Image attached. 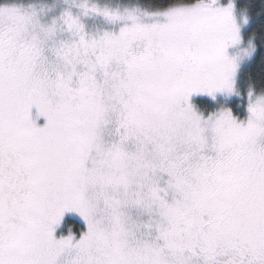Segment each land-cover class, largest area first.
I'll return each instance as SVG.
<instances>
[{"label": "snow or ice", "instance_id": "1", "mask_svg": "<svg viewBox=\"0 0 264 264\" xmlns=\"http://www.w3.org/2000/svg\"><path fill=\"white\" fill-rule=\"evenodd\" d=\"M63 2L0 3V264H264V94L190 101L234 91L232 0Z\"/></svg>", "mask_w": 264, "mask_h": 264}, {"label": "rangeland", "instance_id": "2", "mask_svg": "<svg viewBox=\"0 0 264 264\" xmlns=\"http://www.w3.org/2000/svg\"><path fill=\"white\" fill-rule=\"evenodd\" d=\"M4 2H5V0L0 1V3H4ZM20 2H22L26 5L27 4L34 5L38 10L41 11L42 19H45V20L50 18L56 12H58L60 10V8L65 6L63 0H20ZM101 2H106V3L112 4V5H122V6L123 5H127V6L135 5V6L140 7V8H151L149 6L140 5L137 3H124V2H121L119 0H101ZM232 2L234 5V8H233L234 16H235V20L238 24L239 35H240L241 39H240L239 43H237V44H234V45L230 44L227 47L226 52L229 56L238 57L240 49L247 48L249 46V43H251L253 45L252 51L249 55L244 56L243 58H237V68H236V71H235V74L233 77V79H234V91L232 93L217 92L214 94V96H215L214 99L211 96L207 95L206 93H204V94L193 93L190 96V101L193 104L194 108L204 116H207V115H209V113L215 112L219 109L227 108V109L231 110L233 116L236 117L237 120L246 121L247 116H248L247 105H248L249 100H250L249 90L251 88L245 89V90L240 92L237 77H238V74H239V71L241 70V68L244 67L246 64H248L251 61V59L255 53V50H256V48H255V36L249 30V25L251 23L253 16L249 13V10L247 7L242 6V0H232ZM221 3H227V0H221ZM243 16H246L247 19L246 20L242 19ZM87 22L89 25H99L101 23V21H99V20H92V19H89ZM252 91L254 94H264L263 91H254V90H252ZM203 95H204V97L212 98V100L215 103L213 110L209 113H205L204 111L198 109L193 103V99L195 97H200ZM242 97L245 101L243 116H242V114H235L234 110L232 109L231 105L229 104V101H231L232 99L242 98ZM252 98L254 99V96ZM32 115L34 117L36 115V110L34 107L32 109ZM36 122L38 124H43V122H44L43 117L36 118ZM67 218H72V219L77 220L82 225V227L75 229L73 224H71V223L66 224L65 220ZM83 230H86V224H85L84 220L77 213H67V212L64 213L61 221L57 225H54V235L57 238H59L61 236L68 235L70 231L72 233H74L76 237H79V235L81 234V232Z\"/></svg>", "mask_w": 264, "mask_h": 264}, {"label": "trees", "instance_id": "3", "mask_svg": "<svg viewBox=\"0 0 264 264\" xmlns=\"http://www.w3.org/2000/svg\"><path fill=\"white\" fill-rule=\"evenodd\" d=\"M1 1V0H0ZM124 3H137L149 7L155 6L160 0H119ZM242 6L248 8L249 13L253 16L249 25V30L255 36V53L251 61L241 68L238 74V86L240 92L251 88L254 91L264 92V0H242ZM194 105L209 113L215 105L212 98L200 96L193 99ZM235 114H244L245 101L242 98H236L229 101ZM65 223L73 224L75 229L81 228L82 225L75 219L67 218Z\"/></svg>", "mask_w": 264, "mask_h": 264}, {"label": "clouds", "instance_id": "4", "mask_svg": "<svg viewBox=\"0 0 264 264\" xmlns=\"http://www.w3.org/2000/svg\"><path fill=\"white\" fill-rule=\"evenodd\" d=\"M242 19L246 20L247 17L243 16ZM240 39H241V37H240ZM252 48H253V45L251 43H249V46L247 48L240 49L239 56L236 58H243L244 56L249 55L252 51Z\"/></svg>", "mask_w": 264, "mask_h": 264}]
</instances>
